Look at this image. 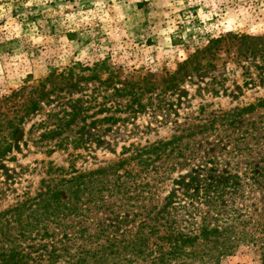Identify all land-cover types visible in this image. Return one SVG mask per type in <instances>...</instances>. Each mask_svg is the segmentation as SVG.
I'll use <instances>...</instances> for the list:
<instances>
[{
  "label": "rangeland",
  "instance_id": "obj_1",
  "mask_svg": "<svg viewBox=\"0 0 264 264\" xmlns=\"http://www.w3.org/2000/svg\"><path fill=\"white\" fill-rule=\"evenodd\" d=\"M217 38L218 42L194 58L201 63L199 70L191 71L187 65L188 76H182L165 93L160 91L164 83L160 76L175 72L179 64ZM101 60L107 62L116 81L151 74L150 80L156 81L158 88L146 93L133 109L118 112L122 119L111 127L106 129L109 124L105 123L86 128L77 148L69 141L66 148L48 152L47 146L36 142L37 135L29 133L30 123L41 117H30L12 150L0 162V212L25 195H34L50 165L79 170L105 166L120 156L123 145L167 139L184 126L264 99V0H0V98L26 82L37 83L52 71L61 72L76 64L92 66ZM80 83L82 89L70 97L89 95L91 101L94 99L92 110L100 103L114 104V97L109 98L98 81ZM125 98L118 96L117 100L125 104ZM55 104L51 97L45 110ZM235 121L229 125L228 121L222 124L217 120L212 128L185 138L183 151L192 159L186 165H177L171 177L186 181L190 170L209 157V148L216 151L220 147L224 155L218 154L223 160L219 168L225 173H240L244 159L226 151L234 149L233 138L239 129L250 131L246 135L250 144L264 138V105ZM69 135L70 139L78 136ZM235 164L239 165L237 170ZM162 186L164 191L174 188L170 181ZM248 197L251 199L243 203L257 202L262 211L264 193L254 190ZM253 208H248L249 218H257ZM93 214L96 221L111 222L106 212ZM84 227L94 231L92 223L85 222ZM53 230L57 234L41 243L48 250L55 245L58 252L63 251L61 243H55L61 234L52 226ZM12 233L28 263H63V257L52 259L44 249H30L36 241L26 235ZM255 235L262 239L240 245L219 264H264V234ZM64 243L73 253L80 240Z\"/></svg>",
  "mask_w": 264,
  "mask_h": 264
},
{
  "label": "trees",
  "instance_id": "obj_2",
  "mask_svg": "<svg viewBox=\"0 0 264 264\" xmlns=\"http://www.w3.org/2000/svg\"><path fill=\"white\" fill-rule=\"evenodd\" d=\"M219 40L212 39L206 48L179 64L175 72L160 76L165 83L160 91L175 87L188 74V68L199 70L201 63H195L194 58ZM105 73L107 77L102 78ZM152 76L116 81L112 69L101 60L92 66L76 64L61 72L52 71L37 83H24L0 98V162L12 150L23 123L37 115L41 119L30 123L29 128L30 134L37 135V143L47 146L48 152L66 148L69 141L77 148L86 128L105 123L109 124L106 129L111 127L122 119L116 115L118 112L133 109L146 93L157 89L158 83L150 80ZM82 80L98 81L107 96L114 97V104L100 103L92 110L94 99L91 101L89 95L70 97L82 89ZM118 96L126 97V103L118 101ZM51 97L56 104L45 110ZM263 105L264 99H259L256 104L184 126L167 139L123 145L116 160L95 169L50 165L34 195H25L0 212V264H38L28 263L12 232L36 241L30 249H44L52 259L63 257L61 264H219L240 245L262 239L255 233L264 234V202L262 211L257 202H243L251 199L248 196L254 190L264 193V138L250 144L246 139L250 131H237L235 147L226 153L244 159L240 173H225L219 168L224 155L220 147L216 151L209 148V157L190 170L186 181L174 179L171 174L177 165H186L192 159L184 154L185 138L212 128L217 120L233 125L243 113ZM104 112L107 114L97 117ZM71 133L78 136L70 139ZM235 167L237 170L239 165ZM165 181L174 188L164 191ZM251 206L257 218L248 217ZM96 211L111 215V222L94 220ZM85 222L93 224V232L84 227ZM52 226L61 234L55 243L60 242L63 251L58 252L55 245L48 250L41 243L57 234L51 231ZM71 240H80L73 253L64 243ZM262 260L264 263V254Z\"/></svg>",
  "mask_w": 264,
  "mask_h": 264
}]
</instances>
